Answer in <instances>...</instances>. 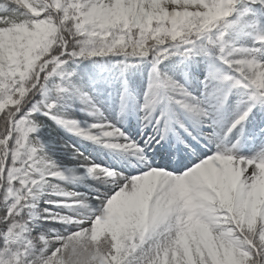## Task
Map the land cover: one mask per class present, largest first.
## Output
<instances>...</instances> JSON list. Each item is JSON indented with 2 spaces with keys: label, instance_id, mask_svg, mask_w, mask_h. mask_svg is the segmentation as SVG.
I'll use <instances>...</instances> for the list:
<instances>
[{
  "label": "snow or ice",
  "instance_id": "1",
  "mask_svg": "<svg viewBox=\"0 0 264 264\" xmlns=\"http://www.w3.org/2000/svg\"><path fill=\"white\" fill-rule=\"evenodd\" d=\"M256 6L264 0H0V264H264V19L253 21L258 47L227 39L237 24L229 18L246 20ZM109 55L126 58L117 62L121 77L137 67L132 60L151 58L139 110L156 132L144 147L73 80L71 64ZM174 56L209 61L198 93L163 70ZM56 77L54 98L31 106ZM121 87L123 111L126 78ZM65 95L100 122L87 132L69 122L56 111ZM41 117L98 143L122 138L106 146L131 151L144 166L126 176L81 156L91 178L114 189L94 197L93 208L52 183L65 176L43 150ZM257 117L256 150L240 154L244 126ZM48 185L64 199H45L52 207L37 214ZM64 207L76 215H60ZM37 220L74 230L34 234Z\"/></svg>",
  "mask_w": 264,
  "mask_h": 264
},
{
  "label": "rangeland",
  "instance_id": "2",
  "mask_svg": "<svg viewBox=\"0 0 264 264\" xmlns=\"http://www.w3.org/2000/svg\"><path fill=\"white\" fill-rule=\"evenodd\" d=\"M261 19H264V9H260L258 6H256L254 13L247 16L246 20L237 17L234 14L230 20L236 21L237 24L236 27L229 31V36L227 37L229 43L249 48L258 47L255 40L261 29L257 24L253 23V21ZM150 60V57L148 60L142 62L132 60L133 63H137V67L130 69L126 74V77L120 76L121 65L117 63L118 61H126V58L123 55H109L103 58L81 59L77 63L70 65V68L77 73V76L73 77V80H83L85 83V90L92 94L97 102V106L100 107L101 112L104 114V117L111 121V119L117 115L120 116L117 127L125 133L129 140L136 141L141 147H144L143 144H145V138H150L156 132L155 128L150 131L142 130V128L146 126L143 124L147 123H143L141 129L137 132L140 118L137 112L140 113L139 106L143 102V89L146 88L148 83V74L151 68ZM165 64L167 66H162L163 70L168 72V74L174 79L184 84L190 91L199 92L202 90L200 81L203 80V77L208 70L209 61L207 59L204 57H194L191 61H182L180 57L174 56L169 61H166ZM125 78L127 79V87L131 95L124 107L125 111L123 112L121 111L120 92L122 90L121 81ZM54 80L55 82L50 96L48 93H45L44 89L41 90L39 93L42 99L37 102H34L35 100L32 99L30 101L31 106L47 103L50 99L54 98V88L56 83L59 82V77L54 78ZM83 108L84 105L80 104L75 97L65 95L60 101L56 111L63 115L69 122L78 121L79 119L84 121V125H80V128L87 132L89 131L88 126L90 124L100 121L95 116L92 117L85 114L87 112L82 111ZM226 113H230L231 116L227 115V118L229 119H224L221 123L224 127L227 126V123L235 114V107ZM140 114L143 115L142 113ZM142 121L144 122L143 117ZM38 123L41 125L39 139L43 144L44 152L55 162L65 176L64 180L58 179L52 183L59 184L67 191L83 194L89 205L93 208L99 207L100 201L94 197L98 194L101 197H105L107 196V191L103 188L101 183L99 185L98 181L91 178L85 167L80 166V157L82 156L84 159H87L92 163V156L95 157L96 154L103 156L102 158L117 154L115 151H118L119 148H109L106 146V143H123V139L103 138L105 139V143H98L89 140L86 135L77 134L76 131L70 130L46 117H41L38 120ZM260 123L261 121L259 120V117H257L252 125L249 123L245 124V138L242 139L241 145L238 149L240 154L245 155L248 149H250V151L256 150V144L260 140V135L259 130L255 129V127ZM91 131L94 132L95 130ZM247 131L251 133L247 134ZM132 134L135 138L132 137ZM172 139H174V143L176 144L175 138L173 137ZM141 142L143 144H141ZM177 146L183 147V145ZM120 150L121 154L119 153L116 156L113 155L115 156V161H128L126 156L129 151L125 152L123 149ZM124 154L126 155L124 156ZM150 156L151 153L149 152L147 155L146 152V157L150 158ZM173 167H175V165H173ZM105 168L109 169L108 167ZM46 187L49 192V194L46 195V199H64L62 196L53 195V190L50 185ZM60 215L75 216L76 213L70 208L64 207L60 210ZM36 226L34 234L50 233L47 232V228H45L44 225H40L37 228ZM53 229H55V224H53L49 231H53ZM72 230L74 229L58 228L56 231H60L57 234H66L68 231Z\"/></svg>",
  "mask_w": 264,
  "mask_h": 264
},
{
  "label": "bare ground",
  "instance_id": "3",
  "mask_svg": "<svg viewBox=\"0 0 264 264\" xmlns=\"http://www.w3.org/2000/svg\"><path fill=\"white\" fill-rule=\"evenodd\" d=\"M194 93H198V92H194ZM130 105H132V104H130ZM124 111H125V108L123 109V112ZM140 113H142V112L140 111ZM140 113L137 112L138 116L140 117L139 118V124L137 127V132L139 131V129H141V127L143 125H146V126L143 127L142 130H144V131L152 130L153 127L150 124H148L147 121L144 120V113H142L143 115H141ZM85 114H87V113H85ZM227 115L231 116L230 113H225L223 120L229 119V118H227ZM92 117H94V116H92ZM119 117L120 116L117 115L116 117L111 119V122L115 123L116 126H118V124H119V122H118V120H120ZM142 117H143L144 123H147V124H143V125L141 124ZM223 120L221 121V123L223 122ZM78 122H79V126L84 125V121L79 119ZM132 137L135 138L133 134H132ZM229 141H230V139H229ZM226 143H228V141ZM231 143H232V141H231ZM105 151H107V150H105ZM145 151L147 152V150H145ZM110 153H111V151H110ZM115 153H117V154L109 155L106 158H102L103 156L96 154L95 157L92 156L91 161L93 164L95 163L96 165L103 166L104 168L108 167L109 169H115L117 172L118 171L122 172L126 176L136 175L139 172L140 168L144 166L141 158L139 156L134 155L131 151H129L127 156H126L128 159V161H126V162L125 161L122 162V161L118 160V158H117L118 161H115V156L118 155L119 153L121 154L120 148L118 149V151H115ZM148 154H149V152H147V155ZM113 155H115V156H113ZM125 155L126 154H124V156ZM98 184L100 185V182H98ZM101 184H102L103 188L107 191V196H110L111 194L114 193V189H113V186L111 184H105V183H101Z\"/></svg>",
  "mask_w": 264,
  "mask_h": 264
},
{
  "label": "trees",
  "instance_id": "4",
  "mask_svg": "<svg viewBox=\"0 0 264 264\" xmlns=\"http://www.w3.org/2000/svg\"><path fill=\"white\" fill-rule=\"evenodd\" d=\"M33 99H34V100L39 99L38 95L35 94V96H34ZM44 208H46V207L42 206V200H40V201L38 202V204H37L36 209H37L38 211H40V213H41L42 210H43ZM1 211H3V209H1ZM43 222H45V223L47 224V225L45 226V228H47V230H49L48 225L51 224V222H53V221H43ZM36 223L39 224V220H37ZM55 224H58V223H55ZM47 232H49V231H47Z\"/></svg>",
  "mask_w": 264,
  "mask_h": 264
}]
</instances>
